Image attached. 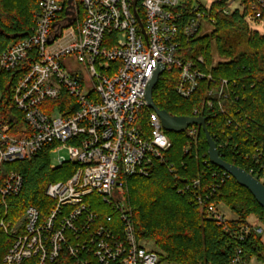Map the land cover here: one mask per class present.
Returning a JSON list of instances; mask_svg holds the SVG:
<instances>
[{"label":"built area","instance_id":"1","mask_svg":"<svg viewBox=\"0 0 264 264\" xmlns=\"http://www.w3.org/2000/svg\"><path fill=\"white\" fill-rule=\"evenodd\" d=\"M239 1L230 0L229 7ZM184 3L139 0L144 34L133 0H80L74 25L49 44L67 5L62 0H38L32 33L0 50V74L21 71L12 99L24 122L21 129L15 123H0V203L7 212V199L20 196L24 188L23 175L6 171L8 165L30 161L49 148L51 155L68 153L52 163V170L75 168L65 180L47 186L52 206L45 217L29 207L20 221L1 222L13 239L3 264L32 258L36 264H47L63 252L76 264H159L158 252L137 239L132 209L121 193L115 194L125 189L129 178L150 177L172 149L160 116L148 104V86L158 68L164 67V73L178 70L180 97L194 96L201 82L217 84L208 91L203 109H213L217 100L223 112L222 102L232 91L228 80L217 83L203 69L204 57L184 62L178 56L179 36L193 39L206 21L196 3L184 23ZM251 10L255 19H264V0H255ZM192 117L206 121L204 110H195ZM200 128L190 126L185 133L196 142ZM254 159L260 163L259 155ZM261 164V174L251 175L263 183ZM230 176L225 172L221 182ZM201 185V178L194 179L181 191L191 192L209 218L226 224L230 219L211 201L216 188L203 192ZM245 230L263 233L258 225ZM233 264L244 263L236 258Z\"/></svg>","mask_w":264,"mask_h":264},{"label":"trees","instance_id":"2","mask_svg":"<svg viewBox=\"0 0 264 264\" xmlns=\"http://www.w3.org/2000/svg\"><path fill=\"white\" fill-rule=\"evenodd\" d=\"M62 1L66 5L68 0ZM184 1V23L197 3L212 30L201 36L200 29L189 41L180 35L178 56L184 62L204 57L203 69L217 83L223 79L230 82L231 97L222 102L224 112L217 100L213 109H203L208 91L217 84L201 82L194 96L184 99L177 94L179 71L174 69L160 77L153 93L155 105L173 117H192L195 110H204L207 129L221 158L257 176L264 163V34L258 29L264 27V19L254 18L251 8L255 0H240L235 9L229 7L230 0H212L210 4L202 0ZM76 2L81 9L80 0ZM37 12L38 0H0V50H7L32 33ZM214 50L220 58L216 64ZM20 72L0 74V123H15L16 129L24 126L12 99L13 85ZM169 134L172 149L166 163L157 166L148 178L127 179L122 191L132 209L137 239L154 245L159 264H233L236 258L244 264L253 258L264 262L263 237L245 230L247 225H254L251 219L264 229L263 207L232 176L221 182L226 171L210 162L202 128L196 142L186 133ZM255 155H259V164ZM51 165L52 155L47 148L30 161L6 166V171L15 169L23 175L24 188L20 196L7 199V212L0 203V264L13 243L1 222L20 221L29 207H35L45 217L52 206L45 194L47 186L65 180L75 169L66 165L52 170ZM169 165L173 166V172ZM198 178L203 192L212 189L211 186L216 188L212 203L226 207L235 219L218 224L208 217L191 192L182 193L181 189ZM103 211L111 213L106 206ZM36 261L32 258L23 264ZM47 264L76 263L63 252L58 260Z\"/></svg>","mask_w":264,"mask_h":264},{"label":"water","instance_id":"3","mask_svg":"<svg viewBox=\"0 0 264 264\" xmlns=\"http://www.w3.org/2000/svg\"><path fill=\"white\" fill-rule=\"evenodd\" d=\"M139 0H133V11L137 18V21L142 29V32L145 34V30L143 28L142 21L137 13V4ZM67 7L65 10V18L61 22H57L54 25V36H52L49 40V44H52L53 41L61 37L62 31L64 29H68L74 25L77 20V13L79 12V7L76 0H68ZM164 73V67L158 68L156 73L154 74L153 79L151 80L148 89H147V101L149 106L158 113L160 116L164 129L168 133H177L181 134L184 133L190 126H201L206 140L209 146L208 156L210 162L221 168L222 170L229 173L242 187L247 188L252 195L256 198L257 202L263 207L264 209V185L259 181L258 178L253 177L251 174L247 173L245 170L231 165L225 162L217 149V145L214 142L211 134L209 133L206 121L204 118H193V117H173L165 111L160 110L154 102L153 93L156 86L159 83L160 76Z\"/></svg>","mask_w":264,"mask_h":264},{"label":"rangeland","instance_id":"4","mask_svg":"<svg viewBox=\"0 0 264 264\" xmlns=\"http://www.w3.org/2000/svg\"><path fill=\"white\" fill-rule=\"evenodd\" d=\"M202 2H204L205 4H210L212 2V0H202ZM237 7H238V4L237 3H234L232 5V9H235ZM258 29L261 31V33L264 34V27H261V28H258ZM211 30H212V26L210 25V23L208 21H205L203 23L202 27H201L200 35L201 36H204V35L210 34ZM213 56H214L215 64L218 63L220 61V58L217 55V53H216L215 50L213 52ZM70 73L73 74L71 71H70ZM1 96L2 95L0 93V99H1ZM167 136L171 139L170 134L168 132H167ZM62 156L68 157V153H67L66 150L52 154V163L58 164L59 157H62ZM119 193L122 194V191H119V190H116L115 191V194H119ZM220 210L222 212H224L229 219H235L236 218L226 207H224L222 205L220 206ZM250 222L253 223L256 226L258 225V226L262 227L261 224L258 223L255 219H251ZM261 236L264 239V229H263V233H262ZM145 246L148 249H155V247H154V245L152 243L145 244ZM248 264H264V262H260L257 259L253 258V259H251L249 261Z\"/></svg>","mask_w":264,"mask_h":264}]
</instances>
